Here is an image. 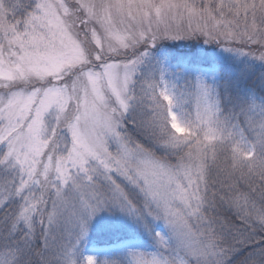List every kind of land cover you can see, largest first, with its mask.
Wrapping results in <instances>:
<instances>
[{"label": "rangeland", "instance_id": "rangeland-1", "mask_svg": "<svg viewBox=\"0 0 264 264\" xmlns=\"http://www.w3.org/2000/svg\"><path fill=\"white\" fill-rule=\"evenodd\" d=\"M33 3L0 0V37L23 32ZM61 5L57 15L78 55H87L93 67L108 62L132 68L129 109L119 120L129 138L119 141L129 178L111 175L133 207L109 201L94 211L84 208L85 197L71 182L58 201L54 174L52 183L41 186L29 180L26 166L13 170L15 162L0 164V193L13 181L20 187L12 200L0 195V264H87L89 257L95 264H136L141 256L163 264H221V249L231 254L228 264L264 260V245L257 246L264 229L255 223L264 216V0H62ZM189 40L198 41L196 55L179 53ZM110 45L118 52L110 54ZM161 92L171 94L175 110L195 122L199 132L192 143L161 147L142 133ZM106 99L119 116L116 97L108 93ZM54 110L53 105L49 112ZM33 119L34 111L23 121L25 132ZM69 137L49 113L41 116L30 141L37 172L50 157L68 154L71 144L65 149L58 141ZM108 142L116 155L118 142ZM6 146L0 141V155ZM68 166L75 175L77 169ZM102 173L92 183L108 191ZM77 183L89 182L81 174Z\"/></svg>", "mask_w": 264, "mask_h": 264}, {"label": "snow or ice", "instance_id": "snow-or-ice-1", "mask_svg": "<svg viewBox=\"0 0 264 264\" xmlns=\"http://www.w3.org/2000/svg\"><path fill=\"white\" fill-rule=\"evenodd\" d=\"M61 4L62 0H34L23 32L14 29L11 34L0 37V141H7L6 152L0 155V164L8 167L15 162L17 168L13 170L26 166L24 171L29 180L33 184L40 182L41 186L52 183L54 174L58 201L63 200L62 189L71 182L85 197L81 201L84 208L94 211L102 202L111 201L121 207L127 205L131 211L133 206L126 191L111 175L115 172L127 179L129 170L119 153V141L123 138L119 120L113 108H109L106 97L108 93L116 97L122 116L128 111L126 93L132 79V68L108 62L93 67L87 55H78L70 33L61 26L63 22L57 15L56 6ZM81 8H86V5L81 4ZM87 11L91 13V9ZM260 58L264 59V55ZM95 59L101 61L102 57L97 53ZM81 100L84 101L83 106ZM33 104L37 106L33 108ZM53 105L55 110L49 112ZM68 109H71V114ZM33 111L35 119L27 125L28 132H25L23 121ZM44 113H49L57 126L63 124L70 132V137L58 141V144L62 143L65 149L71 144V150L58 160L50 157L48 164L37 172L33 167L37 161L30 141L31 133ZM81 126L85 128L83 134ZM109 138L118 142L116 155L109 146ZM24 148L28 151L22 152ZM69 163L77 169L75 175ZM100 169L110 184L108 191L92 183ZM81 174L88 184L77 183ZM39 176L44 180L39 181ZM19 191L20 187L13 181L11 189L5 184L0 195L9 201ZM53 208L52 215H56L55 204ZM87 264H95L94 258L89 257ZM136 264L163 262L156 257L145 259L141 256Z\"/></svg>", "mask_w": 264, "mask_h": 264}, {"label": "clouds", "instance_id": "clouds-1", "mask_svg": "<svg viewBox=\"0 0 264 264\" xmlns=\"http://www.w3.org/2000/svg\"><path fill=\"white\" fill-rule=\"evenodd\" d=\"M57 9L63 8L64 5H57ZM67 23V19L64 21ZM154 46V45H153ZM112 53L118 52L114 46H111ZM91 63V60H90ZM132 81L128 83V92L126 98L130 101L129 87ZM118 104V101H116ZM156 107L154 112L147 116L141 124L142 133L146 138L152 139L159 146L163 147L170 144H188L192 143L197 137L199 129L196 127L194 121H189L185 115L176 111V104L174 98L168 92H161L158 98L154 101ZM119 106V105H118ZM117 112L116 108H113ZM123 116H116L120 120ZM121 133V131H120ZM122 134V133H121ZM124 139H129L126 135L122 134ZM138 143V142H137ZM257 226L264 229V216H260L255 220ZM160 236V233H157ZM221 264H228L231 254L226 249H221L219 252ZM251 264H264L262 261H252Z\"/></svg>", "mask_w": 264, "mask_h": 264}, {"label": "trees", "instance_id": "trees-1", "mask_svg": "<svg viewBox=\"0 0 264 264\" xmlns=\"http://www.w3.org/2000/svg\"><path fill=\"white\" fill-rule=\"evenodd\" d=\"M197 43H198V41L196 42V41H194V40H189V41H186L185 43H183V45H186V46H189V47H186V48H181L179 51H181V52H179V53H185L184 51H187L189 54H197L198 53V45H197ZM191 46H194L195 48H190ZM165 47H169V49H171L173 46H171V45H165ZM197 47V48H196ZM211 48V47H210ZM209 49V48H208ZM189 50V51H188ZM191 50V51H190ZM196 52V53H195ZM207 62H211V59L210 58H207ZM245 74H247V73H245ZM250 76H253V75H250ZM248 81H249V79H247ZM235 100V99H234ZM250 245V248H253L254 246H255V243L253 242V243H251V244H249ZM259 245H264V233L263 232H261L260 233V235H259V240H257V246H259ZM245 246V245H244ZM244 250H245V248H244ZM239 255H240V253H238ZM235 255H237V253L235 254Z\"/></svg>", "mask_w": 264, "mask_h": 264}]
</instances>
